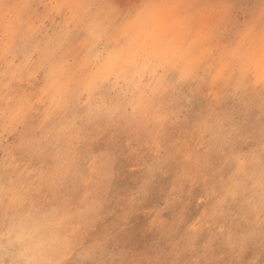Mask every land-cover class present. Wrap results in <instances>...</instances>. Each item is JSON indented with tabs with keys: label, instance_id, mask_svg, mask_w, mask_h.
<instances>
[{
	"label": "rangeland",
	"instance_id": "obj_1",
	"mask_svg": "<svg viewBox=\"0 0 264 264\" xmlns=\"http://www.w3.org/2000/svg\"><path fill=\"white\" fill-rule=\"evenodd\" d=\"M219 2L0 0V107L27 105L37 126L59 128L65 122V87L81 80V102L94 101L98 110L109 113L88 143L101 152L111 147L124 154L125 187L135 186L136 173L128 171L134 159L160 144L147 132L125 131L130 126L119 117L118 105L110 102L115 98L134 95L141 107L157 97L167 98L169 137L186 154L207 146L199 132L186 127L193 110L203 113L194 122L197 127H206L213 116L226 112L258 133L264 124V57L258 36L250 38L244 29V15L253 0H223L236 7H226L223 14L215 7ZM220 19L223 25L217 29ZM11 141L9 136L7 143ZM239 147L243 152L258 149L259 136L249 139L245 131ZM3 156L0 152V161ZM7 156L0 163V183L12 188L13 195L17 189L36 191L41 171L29 161H18L12 151ZM90 192L88 181L82 180L70 195L54 196L50 189L37 192V204L57 221L66 213L74 217L73 247L85 257L108 227L117 234L115 247L129 264H146L160 252L163 242L158 235L144 231L146 217L119 231L118 222L113 227V209L89 211ZM192 227L198 238L185 258L193 264L264 262V228L258 217L225 225L212 218L201 223L197 216Z\"/></svg>",
	"mask_w": 264,
	"mask_h": 264
},
{
	"label": "clouds",
	"instance_id": "obj_2",
	"mask_svg": "<svg viewBox=\"0 0 264 264\" xmlns=\"http://www.w3.org/2000/svg\"><path fill=\"white\" fill-rule=\"evenodd\" d=\"M215 7L221 14L226 7L236 8L223 0ZM244 16V29L250 38L258 36L264 57V0H253ZM222 25L220 19L215 27ZM82 87L81 80L66 85L65 122L59 128L37 126L36 119L27 114V105L0 107V152L4 153L0 163L12 151L18 161H29L42 173L34 192L17 189L13 195L12 188L0 183V264H129L115 247L117 234L109 227L85 257L73 247L74 217L66 213L57 221L37 204V192L50 189L54 196L70 195L82 180L91 189L89 211L113 209V227L118 222L119 231L140 216L147 218L144 231L157 234L163 247L146 264H193L185 257L198 238L192 227L197 216L201 223L212 218L225 225L258 217L264 228V124L257 133L225 112L200 128L194 122L203 113L193 110L186 127L199 132L207 146L186 154L169 137L167 98L157 97L146 107L138 106L134 95L115 98L110 102L118 105L119 117L130 126L125 131L129 135L147 132L160 144L142 159H134L128 171L136 173L135 186L125 187L124 154L111 147L101 152L88 143L95 126L108 119L109 113L98 110L94 101L84 105ZM245 131L249 139L259 136L258 149H240Z\"/></svg>",
	"mask_w": 264,
	"mask_h": 264
}]
</instances>
